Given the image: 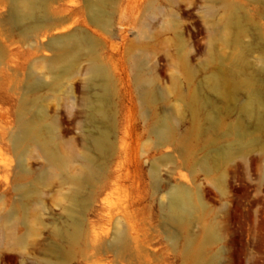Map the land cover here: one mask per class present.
<instances>
[{"label":"rangeland","instance_id":"1","mask_svg":"<svg viewBox=\"0 0 264 264\" xmlns=\"http://www.w3.org/2000/svg\"><path fill=\"white\" fill-rule=\"evenodd\" d=\"M20 1L0 0V264H264V0ZM71 33L65 68L48 43Z\"/></svg>","mask_w":264,"mask_h":264},{"label":"bare ground","instance_id":"2","mask_svg":"<svg viewBox=\"0 0 264 264\" xmlns=\"http://www.w3.org/2000/svg\"><path fill=\"white\" fill-rule=\"evenodd\" d=\"M102 0H91L89 5L92 18L97 20L103 16L102 13ZM38 0H21L14 11V16L20 19H33L35 17L36 5ZM85 39L80 37L77 33H71L68 35L60 36L53 38L49 41L48 47L53 49H63L64 54L62 56L63 61H66L65 68H68L72 62L78 57L82 48L84 47ZM92 74L94 76H102L103 70L98 66H93ZM158 134L163 137L167 133V128L165 125H161L157 128ZM35 128L26 126L23 130L21 136L22 140H27L30 138H35ZM94 147L99 150H103L106 147V138L105 136H100L93 138ZM84 161L88 164L92 163V158L90 155H84ZM56 160L61 165H66L68 162V157H58ZM85 173L89 176L92 171L90 168H86ZM171 192V191H170ZM170 195V194H169ZM169 203L167 209L169 210L170 219L175 221L185 220V216L190 215L192 212H195L197 209L196 204L193 201L191 192L184 185L174 186L171 197H169ZM75 199V198H74ZM183 220V221H184ZM123 235L118 234L115 238V243H120L123 241Z\"/></svg>","mask_w":264,"mask_h":264}]
</instances>
